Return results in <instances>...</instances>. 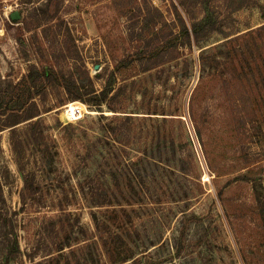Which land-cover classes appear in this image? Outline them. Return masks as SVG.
Masks as SVG:
<instances>
[{"label":"rangeland","instance_id":"obj_1","mask_svg":"<svg viewBox=\"0 0 264 264\" xmlns=\"http://www.w3.org/2000/svg\"><path fill=\"white\" fill-rule=\"evenodd\" d=\"M226 1L0 0V88L17 84L34 65L75 70L87 81L84 63L92 78L121 65L115 91L122 88L114 110L71 101L54 85L18 112L20 121L40 114L60 145L53 165L36 149L25 153L22 168L36 194L24 208L11 128L2 127L0 264H36L41 242L55 250L72 241L69 221L57 219L61 204L94 230L91 212L101 217L105 208L89 207L78 182L117 153L148 156L140 166L145 182L131 205L122 201L133 219L123 244L133 257L124 264H264V0H247L235 12ZM205 10L221 31L183 44L178 14L191 24L187 11L200 19ZM14 12L21 17L12 19ZM159 38L168 42L161 65L143 71L151 63L130 62L136 48ZM103 84L95 80L97 89ZM92 238L99 241L98 232ZM15 239L20 250L12 255ZM95 254L89 264L103 262ZM70 261L65 248L52 264Z\"/></svg>","mask_w":264,"mask_h":264},{"label":"trees","instance_id":"obj_2","mask_svg":"<svg viewBox=\"0 0 264 264\" xmlns=\"http://www.w3.org/2000/svg\"><path fill=\"white\" fill-rule=\"evenodd\" d=\"M249 5L250 3L247 0H228L224 4L230 12H235ZM209 8L210 6H207V9ZM208 11L210 10H205V14L200 19L191 16L192 14L187 11L191 24H188L186 19L178 14L181 30L177 37H182L183 44L190 45L192 41L199 42L207 33L214 30L221 31L219 26H215L212 11ZM165 49H168L167 40L163 38L156 39L147 48H141V46L136 48L130 56V62L142 64L147 61L151 64L143 67V71H148L163 63L164 60L161 59ZM78 57L77 61L81 60V56ZM120 67L121 65H117L108 74L106 73L108 68H105L103 72L97 73L92 78L84 63L83 68H85L87 78V81H85L76 77L75 70L66 73L62 69L58 70L53 66L37 67L34 65L17 84H11L10 87L5 89L0 88V122L1 119H4L3 124L0 123V131L3 126L11 128L10 148L16 156L24 179V188L20 193L23 208L32 201L36 194L35 184L30 180V174H27L22 168L25 153L28 149H36L39 155L38 158L44 165H53L60 155V145L59 142L49 136L47 130L50 126L40 117V114L31 115L20 121L18 120V117H20L18 112L23 111L27 106L34 105L36 96L45 94L48 86L54 85L63 87L67 98L71 101H82L97 108L107 104L110 109L114 110L117 105L116 99L122 89L120 87L115 91L118 83L117 72ZM95 80H103L104 84L101 89L96 88ZM22 122L26 123L19 126ZM146 158L148 156L131 160V158L127 159L126 156L118 153L110 158L105 157L103 162L98 165L95 176H88L87 181L78 182V189L89 207L105 208V211H103L105 215L102 214L100 217L98 212L92 211L91 216L95 229L90 230L82 222L80 213L67 211L64 205L61 204V214L57 219L59 222H63L65 219L69 221L70 230L75 235L74 239L66 244L59 242L56 244L55 250L51 247V243L41 242L35 253L40 252L42 260L36 264H52L54 260H58L63 255L65 248L70 249L72 257L70 263L73 262V264H89L90 260H95V253H97L100 261L103 260L100 264H124L130 260L133 257V251L131 248H124L123 244L128 245L127 239L131 237L129 224L133 223V219L129 213L130 211L124 207L122 201H126L127 204L131 205L132 192H135L137 186L145 182V170L140 166ZM123 159H126V162ZM105 176L110 177V184L104 182ZM123 182H125V188L122 187ZM89 183L91 185L89 187L90 192H87L88 187L86 184ZM125 192H129L126 198ZM119 195H121V198ZM122 213L126 215L127 219L122 220L120 218ZM71 218H74L75 223L70 222ZM6 225V222H4V227ZM120 227L123 228V231L119 230ZM97 232L101 242L92 238ZM101 243L103 249L98 248L95 252L94 247H97V244L101 245ZM19 250L18 240L15 239L12 246H10V253L16 255ZM54 251L59 252L58 257L53 256Z\"/></svg>","mask_w":264,"mask_h":264},{"label":"water","instance_id":"obj_3","mask_svg":"<svg viewBox=\"0 0 264 264\" xmlns=\"http://www.w3.org/2000/svg\"><path fill=\"white\" fill-rule=\"evenodd\" d=\"M21 16L18 12H14L13 14H11V18L12 19H19ZM96 69H99V66H96Z\"/></svg>","mask_w":264,"mask_h":264},{"label":"bare ground","instance_id":"obj_4","mask_svg":"<svg viewBox=\"0 0 264 264\" xmlns=\"http://www.w3.org/2000/svg\"><path fill=\"white\" fill-rule=\"evenodd\" d=\"M67 113L70 117H73V111L71 109H68Z\"/></svg>","mask_w":264,"mask_h":264}]
</instances>
